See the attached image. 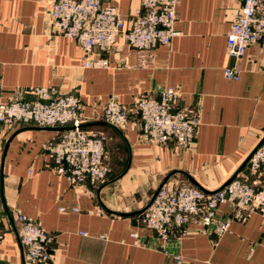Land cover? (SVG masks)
<instances>
[{
  "label": "crops",
  "instance_id": "obj_1",
  "mask_svg": "<svg viewBox=\"0 0 264 264\" xmlns=\"http://www.w3.org/2000/svg\"><path fill=\"white\" fill-rule=\"evenodd\" d=\"M49 2L0 0V103L32 100L41 86L76 93L84 127L108 135L110 170L98 188L73 186L44 148L62 127L0 123V264H23L14 210L54 235L51 264H264L261 212L234 221L221 237L191 220L168 242L142 223L163 184L213 191L237 172L248 174L246 158L264 136V50L250 44L238 60L226 53V34L243 0H179L177 35L169 44L139 51L120 36L110 51L93 53L108 58L103 68L83 66L79 44L54 28ZM103 3L114 5L127 26L141 8L140 0ZM227 66H236L239 79L224 76ZM165 87L176 89L177 108L199 115L189 148L151 143L139 125L103 120L109 98L132 111L139 96ZM250 180L264 185V174ZM221 211L229 213L228 204Z\"/></svg>",
  "mask_w": 264,
  "mask_h": 264
},
{
  "label": "built area",
  "instance_id": "obj_2",
  "mask_svg": "<svg viewBox=\"0 0 264 264\" xmlns=\"http://www.w3.org/2000/svg\"><path fill=\"white\" fill-rule=\"evenodd\" d=\"M49 1L54 28L79 44L85 68L109 67L107 57L93 53L110 51L120 36L129 47L143 51L167 45L177 35L179 0H140L141 8L129 26L117 8L103 0ZM250 44H258L264 50V0H243L226 34V53L235 60L245 54ZM223 72L227 79L240 77L236 66H227ZM34 93L32 100L15 98L1 102L0 123L62 127L60 137L44 145L57 173L64 175L73 186L89 182L95 188L100 187L110 170L108 135L84 127L81 100L76 93H59L54 86L37 87ZM175 98L176 89L165 87L155 95L139 96L130 111L111 97L105 104L103 120L113 127L139 125L143 139L151 143L172 142L177 147L189 148L200 118L195 112L177 108ZM261 139L246 162L248 174L243 176L237 172L213 191L190 183L174 187L163 184L143 210L142 223L154 230L163 242H168L175 230L183 232L191 220L221 237L234 221H244L252 212L264 214V185L250 180L264 174V136ZM223 204H228L229 213H222ZM14 219L23 247V264H51L54 235L20 210H14ZM3 222L0 204V243L4 238ZM173 257L178 263L183 260L181 254Z\"/></svg>",
  "mask_w": 264,
  "mask_h": 264
},
{
  "label": "water",
  "instance_id": "obj_3",
  "mask_svg": "<svg viewBox=\"0 0 264 264\" xmlns=\"http://www.w3.org/2000/svg\"><path fill=\"white\" fill-rule=\"evenodd\" d=\"M262 139L258 142V144L255 146V148L251 151V153L259 146V144L261 143ZM251 153L249 154V156L251 155ZM249 156L246 158L245 163L247 162Z\"/></svg>",
  "mask_w": 264,
  "mask_h": 264
},
{
  "label": "trees",
  "instance_id": "obj_4",
  "mask_svg": "<svg viewBox=\"0 0 264 264\" xmlns=\"http://www.w3.org/2000/svg\"><path fill=\"white\" fill-rule=\"evenodd\" d=\"M245 166H246V164H245Z\"/></svg>",
  "mask_w": 264,
  "mask_h": 264
}]
</instances>
